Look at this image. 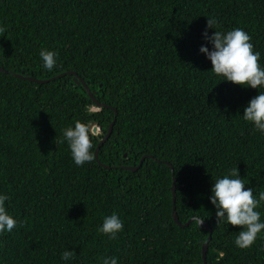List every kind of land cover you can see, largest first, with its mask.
<instances>
[{
    "label": "trees",
    "instance_id": "trees-1",
    "mask_svg": "<svg viewBox=\"0 0 264 264\" xmlns=\"http://www.w3.org/2000/svg\"><path fill=\"white\" fill-rule=\"evenodd\" d=\"M210 15L224 31L244 28L264 64V0H0V191L23 221L0 236V264H65V248L77 253L73 264L104 255L119 264H264V238L236 247L241 226L217 224L209 199L230 168L246 188L264 189V135L242 119L258 90L212 73L199 51ZM41 49L59 54L52 72ZM116 117L99 160L96 135L94 162L77 167L63 129L82 121L105 137ZM175 177L189 226L173 216ZM113 213L124 221L115 240L99 231ZM193 215L212 229L206 260L211 231Z\"/></svg>",
    "mask_w": 264,
    "mask_h": 264
},
{
    "label": "clouds",
    "instance_id": "clouds-1",
    "mask_svg": "<svg viewBox=\"0 0 264 264\" xmlns=\"http://www.w3.org/2000/svg\"><path fill=\"white\" fill-rule=\"evenodd\" d=\"M205 30L202 32L207 42L199 48L211 61V71L220 77V81H228L258 90L244 107L242 119L250 123L254 130L264 135V64H261V52L255 50L252 36L241 27L228 31L222 29L221 23L215 16H207ZM210 29H215L209 34ZM6 26L0 25V32ZM211 45V49L208 45ZM40 58L42 69L52 72L58 67L59 54L54 50L41 49ZM97 125V124H95ZM98 126V125H97ZM99 132L102 133L98 126ZM97 133L86 122L76 121L63 129L61 143L67 142L72 160L77 167L95 160L94 139ZM241 177L238 167L230 168L221 176L214 179L211 187L210 202L216 209L217 224L241 226L235 238V245L240 249L251 248L258 238H264V189L257 190ZM8 193L0 191V236L12 233L14 229L23 226L10 212ZM191 220L201 227L204 218L193 215ZM99 231L109 239L115 240L124 231V221L116 213L105 215ZM77 253L65 248L60 259L65 264H73ZM101 264H119L116 256L100 257Z\"/></svg>",
    "mask_w": 264,
    "mask_h": 264
},
{
    "label": "water",
    "instance_id": "water-1",
    "mask_svg": "<svg viewBox=\"0 0 264 264\" xmlns=\"http://www.w3.org/2000/svg\"><path fill=\"white\" fill-rule=\"evenodd\" d=\"M0 70H2V71L5 72V69H3L2 67H0ZM66 74H67V73H64V74H62V75H60V76H58V77H56V78H61V77L65 76ZM68 74H73V72H72V73H71V72H68ZM18 76H19V77L26 78V79L31 80V81H36V82H39V83H44V82H48V81H49V80H45V81H44V80H37V79H35V78L28 77V76H24V75H18ZM56 78H54V79H56ZM81 82H82L83 85L87 88V90H88L89 94L91 95V97H92L94 100H96V98H95V96H94V93L92 92V90L90 89V87L88 86V84L86 83V81L83 80V79H81ZM81 82H80V83H81ZM96 102H97V101H96ZM97 104H98V106H100V107L104 106L103 104H101V103H99V102H97ZM117 115H118V113H117ZM116 120H117V117H116L115 121L111 124L110 129H109V132H108V134H107L105 137H103L102 133L99 132V128H98L97 125H93V126H92L93 130L96 131L97 136L101 139V142H100V144H99V146H98V148H97V150H96V158H97L98 160H99L100 149H101L102 145L104 144V142H105V141L111 136V134H112V132H113V128H114V125H115ZM144 159H145V158H144ZM142 163H143V160L141 161L140 166L142 165ZM166 163H168V162H166ZM168 164L171 166V168H172V170H173V173H174V167H173L170 163H168ZM140 166H138V167H128V169H130V170H137ZM172 189H173V194H174V209H173V216H174V219H175V221H176L179 225H181V226H189L190 223H188V224H186V225H182V224L180 223L179 216H178V213H177V209H176V177L174 178V185H173ZM202 227H205L206 229H208V230L211 231V236H210L208 242H207V243L205 244V246H204V258H205V260H206V258H207V251H208V248H209V242H210L211 237H212V229H211V226H210L208 223H206V222L203 223Z\"/></svg>",
    "mask_w": 264,
    "mask_h": 264
},
{
    "label": "rangeland",
    "instance_id": "rangeland-1",
    "mask_svg": "<svg viewBox=\"0 0 264 264\" xmlns=\"http://www.w3.org/2000/svg\"><path fill=\"white\" fill-rule=\"evenodd\" d=\"M92 110H97V108L96 107H93V109Z\"/></svg>",
    "mask_w": 264,
    "mask_h": 264
}]
</instances>
